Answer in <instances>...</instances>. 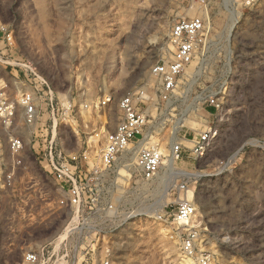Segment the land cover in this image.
<instances>
[{"label": "rangeland", "instance_id": "rangeland-1", "mask_svg": "<svg viewBox=\"0 0 264 264\" xmlns=\"http://www.w3.org/2000/svg\"><path fill=\"white\" fill-rule=\"evenodd\" d=\"M199 13L209 21L204 50L177 77L168 99H161L151 68L172 57L175 20ZM0 53V78L11 91L25 79L26 66L49 83L58 102L57 132L69 154L97 155L128 93H136L142 110L151 106L153 141L163 153L158 174L131 182L132 154L125 159L130 170L111 174L109 199L130 216L106 233L115 264H264V0L250 7L244 0H0ZM214 94L224 103L218 118L205 108ZM46 107L39 101L40 123L49 126ZM215 121L217 139L206 157H195V139ZM17 125L25 124L18 119ZM32 140L25 135L31 169L47 177L51 195L64 196L34 161ZM175 143H182L183 152L170 169L166 160ZM180 183H187V191L177 189ZM96 188L102 197V186ZM16 196L6 192L2 200L0 264H20L25 245L59 235L47 264L98 262L97 250L59 245L71 208L31 205L45 224H30L12 217ZM181 198L196 208L192 256L182 246L186 226L171 217Z\"/></svg>", "mask_w": 264, "mask_h": 264}, {"label": "built area", "instance_id": "built-area-1", "mask_svg": "<svg viewBox=\"0 0 264 264\" xmlns=\"http://www.w3.org/2000/svg\"><path fill=\"white\" fill-rule=\"evenodd\" d=\"M258 1L244 0V4L250 7ZM208 26V17L203 13L178 18L173 23L170 32L173 55L151 68L152 75L159 79L161 99H168L174 91L177 77L192 63L198 53L203 52ZM25 72L26 80L20 79L13 83L15 93L10 90L7 82L0 78V214L6 192L17 195L14 197L17 206L14 207L12 217H24L30 224H45L43 219L38 221L40 218L36 216L35 211L30 210L35 204L44 206L47 203L48 207L53 206L51 210L69 207L72 213L65 228L67 235L59 241V245L64 249L78 247L97 250L99 258L95 264H115L110 254V245L106 242V233L124 224L130 216L126 213L120 214L118 206L109 199L112 192L111 174L121 167L130 170L131 164L125 161L129 154L134 158L133 171L127 174L131 182L138 185V181H152L158 174L163 153L153 141L156 119H150L151 106L142 110L135 92L125 95L120 101L121 114L116 127L108 132L106 141L99 148L97 155L89 158L85 154L83 158L78 154H69L57 132L59 126L54 104L58 102L49 83L30 67L26 66ZM221 98L214 94L206 99L205 108L215 118L223 111L224 103ZM39 101L46 102V119H49L52 127L50 124L48 126L47 121L40 123L42 116L38 108ZM148 102L149 105L155 104L152 99ZM20 113L22 115L19 117ZM18 119L24 121V128L23 125H17ZM217 125L215 121L200 132L191 148L195 157L202 159L209 153L220 133ZM25 135L33 137L31 153L34 161L40 168L45 169L48 177L54 179L64 196L51 195L46 184L47 177L43 174L41 177L31 169L29 159L26 158ZM171 150V157L179 159L183 152L182 143L173 144ZM98 186H102V197L94 192ZM187 188V183H180L177 187L180 192L187 191ZM22 207L25 210H21ZM195 211L193 202L181 198L171 213L174 221L186 226L188 231V236L182 243L184 253L188 256L193 255L195 245V233L190 227ZM54 239L48 242L36 240L32 246L31 243L25 245L28 249L24 252L20 264H47L50 246L60 239V235ZM80 239L82 245H78Z\"/></svg>", "mask_w": 264, "mask_h": 264}, {"label": "bare ground", "instance_id": "bare-ground-1", "mask_svg": "<svg viewBox=\"0 0 264 264\" xmlns=\"http://www.w3.org/2000/svg\"><path fill=\"white\" fill-rule=\"evenodd\" d=\"M233 13V15L235 14L234 12H232ZM217 128L219 129V127L217 126ZM196 140V139H195ZM161 148V147H160ZM162 150V149H161ZM173 157H169L167 160H166V163H167V165L169 166V168L171 169V168H173ZM173 171V170H172ZM173 173V172H172ZM177 173V172H176ZM175 173V174H176ZM180 173H182V171L180 172ZM185 173V172H184ZM174 174V173H173ZM187 174V173H186ZM156 216H157V213H156ZM194 218H196V213L194 214V216H193V219ZM169 231V230H168ZM192 259H188L186 262H187V264H191L192 263Z\"/></svg>", "mask_w": 264, "mask_h": 264}]
</instances>
